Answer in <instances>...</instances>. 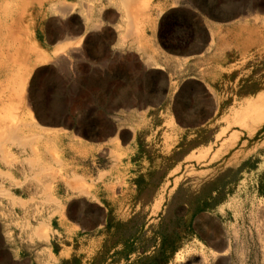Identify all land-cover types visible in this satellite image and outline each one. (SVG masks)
<instances>
[{
  "label": "rangeland",
  "instance_id": "obj_1",
  "mask_svg": "<svg viewBox=\"0 0 264 264\" xmlns=\"http://www.w3.org/2000/svg\"><path fill=\"white\" fill-rule=\"evenodd\" d=\"M24 25L22 102L0 108V218L13 232L29 224L32 182L54 172L39 167L57 161L54 142L101 138L85 106L117 61L138 58L167 95L155 109L170 117H154L176 121V158L154 161L134 192L102 189L115 198L103 224L78 231L59 264H264V0H28Z\"/></svg>",
  "mask_w": 264,
  "mask_h": 264
},
{
  "label": "crops",
  "instance_id": "obj_2",
  "mask_svg": "<svg viewBox=\"0 0 264 264\" xmlns=\"http://www.w3.org/2000/svg\"><path fill=\"white\" fill-rule=\"evenodd\" d=\"M116 72L83 111L98 117L96 128L102 130L101 138L79 137L66 143L57 138L53 148L57 161L44 160L39 165L41 170L52 169L53 174L41 171L39 179L32 182L33 190H28L29 224L19 229L23 235L18 236L15 229L13 232L11 218H0V258L4 264H59L62 257L74 256L78 231L91 233L103 224L104 218L95 220L96 213H106L110 207L107 202L115 200L108 194L102 196V189L108 193L134 192L140 184L135 179L145 177V171L155 167L154 161L175 160L171 154H176L177 123L171 118L155 120L156 116L170 117L168 105L164 110L155 109L167 101L154 82L157 78H152L138 58L117 61ZM193 109L191 119L200 113L199 106ZM40 151L45 155L44 148ZM140 162L144 174L131 173L130 168L135 169ZM54 223L65 226L67 232L52 231ZM64 240L69 243L64 244Z\"/></svg>",
  "mask_w": 264,
  "mask_h": 264
},
{
  "label": "bare ground",
  "instance_id": "obj_3",
  "mask_svg": "<svg viewBox=\"0 0 264 264\" xmlns=\"http://www.w3.org/2000/svg\"><path fill=\"white\" fill-rule=\"evenodd\" d=\"M14 1L0 0V108L10 105L8 107L10 111L21 105L23 93L15 90V83L23 82L25 75V71L18 70V66L28 62V28L25 27L26 31L22 30L24 23L28 21V0H20L19 4H17L18 0L16 4ZM34 1L40 4L43 0ZM242 30L253 36V27L246 26ZM246 42L250 46L256 44ZM15 97L19 98V103H14L13 107ZM241 115L245 118L250 117L251 108L245 109Z\"/></svg>",
  "mask_w": 264,
  "mask_h": 264
}]
</instances>
